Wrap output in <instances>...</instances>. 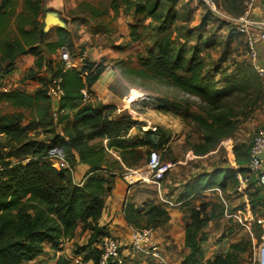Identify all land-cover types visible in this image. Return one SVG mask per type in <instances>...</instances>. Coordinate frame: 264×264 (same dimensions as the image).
I'll return each mask as SVG.
<instances>
[{"label": "trees", "instance_id": "16d2710c", "mask_svg": "<svg viewBox=\"0 0 264 264\" xmlns=\"http://www.w3.org/2000/svg\"><path fill=\"white\" fill-rule=\"evenodd\" d=\"M18 0H0V78L13 71L16 58L30 53L35 56V67L28 71L27 77L39 72L42 67L48 69L45 54H54L62 47L74 50L70 31L59 27L56 39L45 42L41 22L42 0H23V9L17 12ZM162 0H110V8L118 11L121 6L126 8L130 21V36L132 40L143 42L144 37L138 32L141 16L161 22L155 28L151 44L144 46L145 55L139 60L143 68L151 71L157 78L166 79L171 85L183 92L199 97L210 105V110L203 114L189 111L188 107L170 101L152 97L159 102L160 109L179 114L194 121L203 131V141L192 146V151L203 155L212 150L218 142L229 136L233 123L230 111H221L222 99L231 96L235 91H247L256 82L251 71L243 69L237 76L226 77L221 85L207 75L205 63L199 55L203 46H209V41H198L191 52L185 45H179L176 38L165 27L170 20V9L163 10ZM226 10L240 14L244 10V0H226ZM87 15L91 18L103 16L105 10L99 11L89 3ZM16 18V29L12 31L11 21ZM169 18V19H168ZM216 18V17H215ZM167 19V21H166ZM232 27V26H231ZM233 28V27H232ZM234 29V28H233ZM236 30V29H234ZM190 38L192 34L179 32L178 37ZM45 42V43H44ZM44 43L43 48L41 44ZM81 67L64 68L63 62L58 64L55 73L49 79H42L43 87L34 95L16 89L0 92V101H7L15 107H36L37 119L32 122L47 125L51 119L52 108L46 88L52 79L62 78L64 96L59 102L58 119L69 118L77 110L76 119L94 120V135L104 141L88 143L79 137L70 139L55 138L52 143L32 144L31 153L19 160L1 161L0 171V264H32L40 256L45 244L58 249L64 240L75 237L77 229L90 219L96 222L102 215L106 197L114 187L116 173L109 161V153L114 151L135 152L138 147L148 145L145 139L131 137L132 128L141 125L140 121L129 118L113 120L101 116L91 104L83 103L81 89L92 86L100 79L107 67L102 63L89 61L81 50ZM252 69V68H251ZM84 72L86 75L84 76ZM259 83V81H257ZM8 115H0V133L16 134L14 123ZM147 138H154L152 130L145 131ZM164 142L157 146L163 147ZM59 145L67 153L75 165L88 166V172L83 181L75 183L72 175L51 167L45 159L48 148ZM249 147L244 144L232 148L234 167L215 168L210 172L199 174L184 185V197H194L204 191L229 186L241 187L245 184V193L250 205L251 214L255 219L264 218V193L258 185L256 176L249 170ZM150 154V153H149ZM149 154L147 159H149ZM73 164V163H72ZM202 203L190 207V215L185 225L184 246L188 250L180 264H211L203 260L202 243L206 240L208 223L216 218L213 205ZM124 214L129 224L135 228L157 226L169 220L170 215L158 203H150L147 209L136 207L126 202ZM256 238L258 241L263 233V227L256 223ZM91 235L87 244L80 248L79 254H84L83 261L99 263V252L94 243L106 234L97 224H90ZM238 249V245L232 246ZM236 257L228 252L225 257H216L213 264H233ZM56 264H67L59 258Z\"/></svg>", "mask_w": 264, "mask_h": 264}, {"label": "rangeland", "instance_id": "374dc122", "mask_svg": "<svg viewBox=\"0 0 264 264\" xmlns=\"http://www.w3.org/2000/svg\"><path fill=\"white\" fill-rule=\"evenodd\" d=\"M58 0H42L41 22L42 34L47 41L56 38L57 29L61 22L70 29L71 38H77L90 24L109 20L110 0H62L63 6L57 5ZM87 1L93 8L103 11V17L95 19L81 13L87 7L82 4ZM163 10L170 9V20L165 27L176 38L179 45H185L191 52L198 41H209V46H203L199 55L205 63V72L210 78L221 85L226 77L237 76L239 71L247 69L251 71L256 82L247 91H235L231 96L222 99L221 111H230L233 123L232 132L223 138L208 153L200 155L192 151V146L203 141V131L190 118L160 109L159 102L152 98L168 99L188 107L189 111L205 115L210 110V105L199 97L188 94L171 85L166 79L157 78L153 73L143 68L139 57L145 55L144 46L151 44L154 38L155 28L161 24L152 18L141 16L138 32L144 37L143 42L129 39L130 21H134L132 15L124 11L120 20L110 27L108 24L96 29L100 32L98 39L78 43L75 39L74 50H70L74 59H80L81 50L86 52L85 57L89 61L102 63L107 68L113 69L116 79L110 83V97L103 100L96 99L94 95L93 107L100 111L103 117L109 118L118 111L122 116L117 120L126 118L137 120L141 125L130 130L131 137H141L148 145L138 147L135 152L111 151L109 161L116 175L132 176L148 171V154L157 150L160 154L161 168L154 173L148 171L146 180H139L131 184V192L127 201L136 207L147 209L150 203H158L165 209H176L181 213L176 224H168L169 220L161 225L144 227L153 228L158 238L169 254L172 264H180L181 258L186 254L184 246V227L190 215V207L209 203L215 210L216 218L210 221L205 228L206 240L201 244L203 260L213 264L216 257H225L228 252H233L236 262L233 264H259L257 246L260 242L256 238L255 216L251 209L247 208V194L244 187L229 186L226 189L215 188L204 191L194 197H184V185L190 179L199 174L210 172L215 168L234 167L232 148L235 145L244 144L249 147L252 138L262 125H264V80L251 69L246 56V43L243 35L234 30L226 21L215 18L199 0H162ZM83 7V8H82ZM23 0H18L17 12L22 11ZM51 21L46 26V19ZM74 23L71 25L70 20ZM169 19V18H168ZM93 20V22H92ZM98 23V22H97ZM47 27V28H46ZM11 29H16V18L11 21ZM179 32L192 34L190 38L178 37ZM112 36L115 39H107ZM123 39H117V38ZM110 46L112 51L108 55L101 56L104 47ZM96 52V55L93 54ZM50 62L48 64L51 77L58 64H61L60 54H45ZM35 76V75H34ZM259 81V83L257 82ZM0 115L11 117L14 123L13 131L16 134H4L0 136V160H11L17 163L25 159L30 153L32 144L52 143L55 138L72 139L81 138L88 143H98L102 139L94 135V120H80L76 116L66 120L50 119L49 124H38L31 120L32 112L29 109H15L10 105L0 102ZM152 130L154 138H147L145 131ZM104 141V140H102ZM164 142V146H157ZM73 163V164H72ZM74 173L76 165L71 159ZM170 178L172 182L167 183ZM135 179V178H134ZM177 185H176V184ZM163 200L171 204H165ZM210 207V208H211ZM252 217V218H251ZM82 233L72 243L61 245L60 257L69 264H77L75 258L79 257L82 264L84 254H79L81 247L87 244L82 241ZM238 245V249L232 246ZM175 252V253H173ZM54 256H50L53 259Z\"/></svg>", "mask_w": 264, "mask_h": 264}, {"label": "built area", "instance_id": "2783aa9c", "mask_svg": "<svg viewBox=\"0 0 264 264\" xmlns=\"http://www.w3.org/2000/svg\"><path fill=\"white\" fill-rule=\"evenodd\" d=\"M207 10L217 19H221L234 25L239 34L243 35L246 43V56L252 70L259 78L264 80V63L259 61V45L264 44V20L257 21L251 17V10L256 0H247L246 8L239 17H234L225 12L217 0H199ZM60 60L64 68L75 67V59L71 56L70 50L66 47L60 49ZM62 78L56 77L51 80L46 88V93L52 101L60 102L64 96ZM83 103H89L94 99L88 87L81 89ZM58 109L52 113L53 119H58ZM45 159L51 167L59 171H65L74 175L73 166L67 157L65 149L59 145L48 148ZM29 158L23 160L27 162ZM160 154L157 150L150 151L147 162L148 171L154 173L161 168ZM249 170L256 176L258 185L264 193V125L260 127L252 138L249 150ZM3 169L0 161V171ZM148 171L146 172L148 174ZM142 173V180L148 176ZM165 204H171L163 200ZM252 218V217H251ZM259 225L264 224V218L255 219ZM99 252L98 264H172L164 247L162 246L157 232L151 227H133L127 242L122 243L111 234L101 236L94 243ZM258 262L264 264V234L260 237L258 245ZM77 264H82L79 257L75 258Z\"/></svg>", "mask_w": 264, "mask_h": 264}, {"label": "crops", "instance_id": "0c3cea01", "mask_svg": "<svg viewBox=\"0 0 264 264\" xmlns=\"http://www.w3.org/2000/svg\"><path fill=\"white\" fill-rule=\"evenodd\" d=\"M82 1L83 0H81V2ZM217 1L219 3L220 7L225 12H227L229 15L234 16V17H239L244 12V10L246 8V1L247 0H244V3H243L244 10L240 14H237L234 11L226 10L225 6L228 4V2H226V0H217ZM86 3H87V1H84V3L82 4V6L84 8L87 7L84 5ZM63 4L64 3H62V0L57 1L58 6H63ZM88 8H89V6H88ZM125 10H126V8L124 6H121L117 12L114 11L112 8H110L108 13L112 15V18L109 20L105 19L103 21L104 23H100V22H102V21H100L101 20L100 19L99 21H97L98 23L96 22V25L90 24L89 29L87 31H85L87 27L82 25L81 26L82 30L80 32L81 33L84 32V33L77 38H72L74 45L76 43L75 39L78 40L77 41L78 43H83L84 41L93 42L92 41L93 39H98L100 36V32H95L96 29L102 27V25H104V24L105 25L108 24L110 27H112L113 24H116L120 20L119 13H120V15L125 16L124 15ZM82 12L85 15H87L88 9L86 8L84 11L81 10V13ZM101 17H103V16H100L99 18H101ZM251 17L257 21L264 20V0H256L255 4L251 10ZM70 22H71V25L74 24L72 22V19L70 20ZM92 22H93V20H92ZM228 24H230V23H228ZM231 26L234 29H236V27L234 25H231ZM59 27L65 28L68 31H70V29L68 27H66V25H64V26L59 25ZM128 32H129L128 33L129 39H132L130 36V31H128ZM55 39L56 38H54V40ZM107 39H115V38L110 36ZM117 39H123V38L119 37ZM45 42H47V40H45ZM44 43L41 44L42 48H43ZM60 49L57 52L58 54H60ZM111 51H112V48L110 46H106V47H104V51H102L101 56L108 55V53H110ZM93 54L96 55V52ZM85 55H86V52L84 51V57H85ZM35 61H36L35 56L30 54V53L19 55L14 62L13 71L9 75L0 78V92H8V91H14L16 89H20V90L26 92L27 94L34 95L39 88L43 87L42 79L43 78L49 79V77H50L49 71L44 66L39 70L38 73L35 74V76L33 75V76L26 78L28 71L35 67ZM81 61H82L81 57H80V59H75V67H81L82 66ZM259 61L261 63H264V44L259 45ZM83 74L85 76L86 72H84ZM115 79H116V76H114L113 69H111L110 67L106 68L104 73H102V75L100 76V79L91 88L94 92L96 99L99 98V100L101 101L104 98L110 97V95H108L110 92V83H112ZM49 100H50L51 105H52V108L50 109L51 119H52L53 118L52 113L54 110L58 109L59 103L52 101L51 99H49ZM0 102H3L7 105H10L15 109H20V110L29 109L32 112L31 120L33 121L34 119H37L36 107H34V108L15 107L7 101L3 100ZM94 102H96V101L92 100L91 102H89V104L94 103ZM76 113H77V110H74L73 112L70 113L69 117H74V115H76ZM122 114L123 113L121 111L120 112L118 111L117 113H114L110 117V119L117 120L122 116ZM2 135H4V133H0V136H2ZM105 142H106V140H104V143ZM111 151H113V150H111ZM76 170H77V172H75L74 175H72V179L75 183L80 184L83 181L84 176L88 172V166H86L84 164H77ZM142 175H143L142 172L141 173L139 172V173L132 175V176H125V177L121 176V175H116V177L114 179L113 190L106 197L102 215L99 218V220L97 221V223L92 222L89 219L87 221V223L82 224L77 229L76 235L73 239L64 240L63 243L69 244V243H72L73 241H75L78 238L79 232H81L83 234L82 235V241H84L85 239L88 241V239L91 235L90 224H92V225L97 224V226L100 229H102L104 232L111 234L112 236L117 238L122 243L127 242L129 235H130V232L134 226L129 224L128 221L126 220V216L124 214V205L127 202L128 195L131 192V187H132L131 184H133L136 181L142 180ZM166 182L170 183L172 181L170 180V178H167ZM241 187L245 188V184H242ZM246 209H250L249 202H247V208ZM167 211L171 217L168 224H171V223L176 224L178 221L177 220L178 217L181 216V213L178 210V208H176V209L170 208V209H167ZM262 227H263V233L262 234H264V224L262 225ZM183 233H185V227H184ZM63 243L61 245H63ZM164 250H165L166 254L168 255V257H170L169 254H172V252L167 251L165 248H164ZM256 250L258 253V246H257ZM59 251L60 250L53 248L50 244H45L43 253L40 256H38L35 260H33L31 263L32 264H56L58 259L62 258V257H60L61 252H59ZM187 251H186V253H187ZM173 253H175V252H173ZM52 255L54 256V258L50 259V256H52ZM182 259H183V257L181 258L180 263H181ZM67 264H69V263H67ZM87 264H93V262L88 261Z\"/></svg>", "mask_w": 264, "mask_h": 264}, {"label": "water", "instance_id": "95a60500", "mask_svg": "<svg viewBox=\"0 0 264 264\" xmlns=\"http://www.w3.org/2000/svg\"><path fill=\"white\" fill-rule=\"evenodd\" d=\"M45 23H46V26L48 27V26L50 25L51 21H49V19L47 18L46 21H45ZM57 23H59L60 26H64V24L61 23V22H57ZM47 27H46V28H47ZM43 31H45V29L42 30V32H43Z\"/></svg>", "mask_w": 264, "mask_h": 264}]
</instances>
